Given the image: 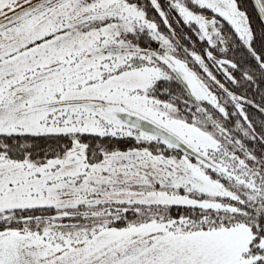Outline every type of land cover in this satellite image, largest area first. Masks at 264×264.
<instances>
[{"label": "snow or ice", "instance_id": "6c2138e0", "mask_svg": "<svg viewBox=\"0 0 264 264\" xmlns=\"http://www.w3.org/2000/svg\"><path fill=\"white\" fill-rule=\"evenodd\" d=\"M0 264H264V0H0Z\"/></svg>", "mask_w": 264, "mask_h": 264}]
</instances>
